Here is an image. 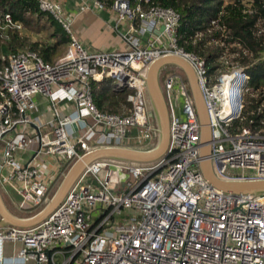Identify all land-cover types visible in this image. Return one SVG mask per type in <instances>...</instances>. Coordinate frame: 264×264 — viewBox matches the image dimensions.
<instances>
[{"label":"built area","instance_id":"obj_1","mask_svg":"<svg viewBox=\"0 0 264 264\" xmlns=\"http://www.w3.org/2000/svg\"><path fill=\"white\" fill-rule=\"evenodd\" d=\"M34 1L69 42L50 63L28 49L9 52L8 32L23 27L0 12V193L16 192L18 211L32 216L47 204L54 183L45 179L39 164L51 157L68 168L80 152L100 144L141 151L156 147L145 71L164 56H177L193 70L208 117L209 154L202 156L206 145L186 78L165 67V156L146 164H90L42 222L30 228L0 227V264H264V195L223 192L201 172L208 161L219 180H264V128H254L251 120L238 132L229 131L242 119L243 97L250 91L248 74L228 54L240 46L214 42L225 50L219 57L223 69L209 75L204 60L178 48L180 16L174 9L150 0H112L108 8L102 0H81L82 10L109 9L118 22L127 23L123 51L90 52L72 33L58 3ZM211 24L219 29L215 21ZM104 80L111 82V91H128L127 108L118 113L97 109L93 84ZM230 85L236 87L233 102ZM36 95L48 100L53 114L48 135L28 116ZM68 105L73 112L64 114ZM131 138L139 148L128 146ZM35 143L34 157L21 164L15 155ZM125 170V191L115 195L114 185ZM131 178L138 181L133 184ZM123 216L131 223L116 224L115 217ZM6 244L12 248L8 257Z\"/></svg>","mask_w":264,"mask_h":264},{"label":"trees","instance_id":"obj_2","mask_svg":"<svg viewBox=\"0 0 264 264\" xmlns=\"http://www.w3.org/2000/svg\"><path fill=\"white\" fill-rule=\"evenodd\" d=\"M102 1L107 8L112 3V0ZM150 4L172 8L179 14L177 46L204 60L209 75L223 69L219 57L225 50L216 47L214 42L240 46L231 48L228 54L235 55L232 60L248 74L250 91L243 97L242 119L233 123L244 127L252 120L254 128H264V34L258 36L259 23L264 21V0H150ZM0 12L9 14L14 22L23 27V32H8L10 40L6 50L9 52L28 49L50 63L57 58L60 48L69 42V36L62 27L41 12L34 0H0ZM44 19L53 28L47 36L52 43L30 38L29 32L37 34L44 31L39 25ZM212 21L217 23L219 29L212 26ZM110 84L109 80L93 84V98L100 112L118 113L120 109L128 107V91H111Z\"/></svg>","mask_w":264,"mask_h":264},{"label":"water","instance_id":"obj_3","mask_svg":"<svg viewBox=\"0 0 264 264\" xmlns=\"http://www.w3.org/2000/svg\"><path fill=\"white\" fill-rule=\"evenodd\" d=\"M168 66L174 67L180 71L188 82L202 126V141L206 145L202 151V156L206 158L209 154V148L207 145L210 140L208 117L193 70L187 62L177 56L169 55L161 57L160 59L152 62L145 71L146 93L149 105L155 118L158 132L156 147L150 151H141L121 147H100L84 153L70 166L68 171L63 176L56 192L53 194L51 199L47 201V204L42 208V210L28 218H19L12 214L7 209L0 193V227L14 226L18 228H30L42 222L53 210H55V208L59 206L66 194L85 172L86 168L96 161H112L125 164H146L164 157L167 151L169 138L168 112L161 89L158 85V76L160 70ZM201 172L210 184L223 192L251 194L254 196L264 195V180L234 182L219 180L214 175L208 161H204L202 163Z\"/></svg>","mask_w":264,"mask_h":264},{"label":"crops","instance_id":"obj_4","mask_svg":"<svg viewBox=\"0 0 264 264\" xmlns=\"http://www.w3.org/2000/svg\"><path fill=\"white\" fill-rule=\"evenodd\" d=\"M60 5L65 19L71 21V30L80 43L90 52H114L123 51L126 48L122 40V34L127 29L126 22H118L117 17L109 9L105 11L98 10H82L81 0H52ZM159 31V30H158ZM65 52L66 47H61ZM63 52V53H64ZM35 107L28 113L32 123L39 125V129L44 134H49L53 129V114L49 106L48 100L41 96L34 97ZM73 112V107L68 105L63 110L64 114ZM106 147L102 144L97 148ZM38 149V143H35L25 152H20L15 155L16 159L21 164H26L34 157L35 151ZM2 155L0 151V161ZM111 164L118 162L107 161ZM64 161L57 158H49L45 162L39 164V171L44 175L45 179L53 182L52 193L56 186L61 182L63 176L70 168H65ZM125 164V163H122ZM53 196V194H51ZM50 196V199L51 197ZM3 200L7 209L19 218L31 217L30 213H21L15 207L19 201V196L16 192L11 191L9 196L3 195ZM36 214V213H35ZM33 216V215H32ZM11 245L5 246V255H11ZM4 264H11L6 261ZM16 264H20L16 262Z\"/></svg>","mask_w":264,"mask_h":264},{"label":"rangeland","instance_id":"obj_5","mask_svg":"<svg viewBox=\"0 0 264 264\" xmlns=\"http://www.w3.org/2000/svg\"><path fill=\"white\" fill-rule=\"evenodd\" d=\"M246 1V0H245ZM96 11V10H95ZM41 25V28L44 29V31H42L41 33H33V32H29L30 33V38H32L33 40L35 41H38V42H48V43H52L53 41H51L50 39H47V36H49L52 31H53V28L50 27L48 25V22L46 19H44L43 21L40 22ZM262 25V26H260ZM259 30H264V21L263 23H259V26H258ZM20 32H23V28L22 30H20ZM261 32V35L264 34V31H260ZM260 32L258 33V36H261L260 35ZM63 48L66 47V45L62 46ZM23 50V49H21ZM64 51H62V49L60 48L59 50V53L57 55L60 56L63 54ZM174 72V73H181L180 71H178L177 69H175L174 67H169V72ZM164 73V72H163ZM164 75V74H163ZM163 77L161 76V79H160V84H161V88H162V83H163ZM229 91H230V94H229V99L231 102H233V99L235 97V91H236V87L235 85H230L229 86ZM153 124L155 125V119H153ZM242 127L241 126H238L236 125L235 123H232V127L229 129L230 133L234 134L235 132H238ZM131 131H133V129H131ZM128 146L130 147H136V148H139L138 147V140H136L135 138H131L129 139L128 141ZM150 147L148 146L147 149H149ZM145 149V148H144ZM65 174V173H64ZM127 174H126V170L124 171V174H121L119 175V182L117 184L114 185V191H115V195H117L118 193H122L123 191H125L124 189H122L121 185L124 184L126 182V179H127ZM63 179V178H62ZM133 184H135L138 180L137 179H129ZM62 181V180H61ZM61 183V182H60ZM60 183L56 186V188L54 189L53 193L54 194L58 188V186L60 185ZM52 196V195H51ZM42 210V209H41ZM40 211V210H39ZM132 213V211H131ZM115 222L116 224H124L125 222L127 223H131L130 220L128 221L124 216L123 217H115ZM6 247H7V244H6ZM5 254V253H4Z\"/></svg>","mask_w":264,"mask_h":264},{"label":"flooded vegetation","instance_id":"obj_6","mask_svg":"<svg viewBox=\"0 0 264 264\" xmlns=\"http://www.w3.org/2000/svg\"><path fill=\"white\" fill-rule=\"evenodd\" d=\"M164 69H165V67L160 70L159 76H158V85H159V88L160 89H161L160 79H161V76H163V74H164L163 73L164 72ZM168 125H169V116H168Z\"/></svg>","mask_w":264,"mask_h":264}]
</instances>
